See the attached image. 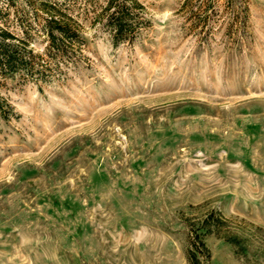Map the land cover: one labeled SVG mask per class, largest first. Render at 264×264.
Listing matches in <instances>:
<instances>
[{"label": "rangeland", "instance_id": "1", "mask_svg": "<svg viewBox=\"0 0 264 264\" xmlns=\"http://www.w3.org/2000/svg\"><path fill=\"white\" fill-rule=\"evenodd\" d=\"M138 1L113 45L106 0H0L43 71L0 75V264H264V0Z\"/></svg>", "mask_w": 264, "mask_h": 264}, {"label": "trees", "instance_id": "2", "mask_svg": "<svg viewBox=\"0 0 264 264\" xmlns=\"http://www.w3.org/2000/svg\"><path fill=\"white\" fill-rule=\"evenodd\" d=\"M43 9L47 14L44 31L48 41V52L50 50L65 52L68 45L75 41L80 42L78 24L71 16L61 12L50 2H45ZM142 9L143 6L138 0H106L96 19L109 31L112 44L117 45L135 39L140 27L145 24L138 13ZM36 65H38L36 55L26 49L25 41L0 27V75L23 71L31 77L35 74L41 77L43 71ZM199 244L202 245V242Z\"/></svg>", "mask_w": 264, "mask_h": 264}]
</instances>
